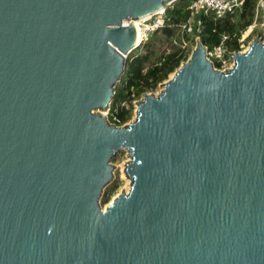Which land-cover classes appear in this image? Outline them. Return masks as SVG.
I'll use <instances>...</instances> for the list:
<instances>
[{
	"label": "water",
	"instance_id": "95a60500",
	"mask_svg": "<svg viewBox=\"0 0 264 264\" xmlns=\"http://www.w3.org/2000/svg\"><path fill=\"white\" fill-rule=\"evenodd\" d=\"M173 1L0 0V264H264L261 38L225 71L197 38L135 120L105 114L131 20Z\"/></svg>",
	"mask_w": 264,
	"mask_h": 264
},
{
	"label": "trees",
	"instance_id": "16d2710c",
	"mask_svg": "<svg viewBox=\"0 0 264 264\" xmlns=\"http://www.w3.org/2000/svg\"><path fill=\"white\" fill-rule=\"evenodd\" d=\"M192 0H175L164 10L165 24L150 32L145 40L132 49L125 60L124 71L115 86V94L109 108L108 120L113 122L115 115L119 125L124 124L130 116V110L119 106V102L131 101L143 92L151 90L159 82L165 80L187 58L180 47L171 45V39L179 35V24L188 17L187 6ZM258 0H244L241 9L222 18H214L213 14H197L202 27L199 36L203 45L211 47L217 44L221 35L227 33L229 49H238V38L243 30L252 24ZM170 47L168 53L166 49ZM116 109V111H115Z\"/></svg>",
	"mask_w": 264,
	"mask_h": 264
},
{
	"label": "built area",
	"instance_id": "2783aa9c",
	"mask_svg": "<svg viewBox=\"0 0 264 264\" xmlns=\"http://www.w3.org/2000/svg\"><path fill=\"white\" fill-rule=\"evenodd\" d=\"M262 0H260L261 3ZM263 2V1H262ZM244 0H192L188 6L187 19L179 24L180 31L178 36H174L171 39V45L180 47L184 52H187L189 45V36H193L195 39L199 38L196 33L200 32L202 22L200 19H196V15L213 14L214 18H222L226 14H232L234 11L242 8ZM264 4V2H263ZM258 8V2L256 9ZM166 16L164 10L152 17L142 20L139 25L141 27V41L145 40L150 32L162 27L165 22ZM254 26V23L250 24L245 30H243L238 38V49H229L227 41L230 39V35L224 33L221 35L219 42L211 47L205 46L206 57L211 61L216 69L225 71L231 68L234 64L233 53L237 51H245V42L249 31ZM170 47L166 49L168 53ZM116 111V109H115ZM113 122L119 125V119L114 115Z\"/></svg>",
	"mask_w": 264,
	"mask_h": 264
},
{
	"label": "rangeland",
	"instance_id": "374dc122",
	"mask_svg": "<svg viewBox=\"0 0 264 264\" xmlns=\"http://www.w3.org/2000/svg\"><path fill=\"white\" fill-rule=\"evenodd\" d=\"M262 1L264 2V0H262ZM262 1L260 3V0H258V8L256 9L255 17H254L253 22H252V23H254V26L249 31V34L247 36V40L245 42V47L249 46V43L252 40H254L255 38H261L262 41H264V7H263ZM169 5H167V6H169ZM189 40H190V42L188 45V50L186 52L187 58H185L183 61H181V63L188 59V57L191 54L192 49L196 45L197 39H195L193 36L190 35ZM174 71L171 72L166 79L170 78L173 75ZM165 80H163L162 82H159L156 85V87H154L153 89L147 90L143 93L158 94L161 91V89L163 88V82ZM143 93L140 96L135 97L131 101H122L116 105V107H115L116 109L119 106H123L124 108H126V109L128 108V110H130L129 119L124 124H127V123H129L135 119L136 109H137V107H136L137 103L136 102L142 98ZM109 108H108V110H105V114H106L107 118L109 116ZM95 111L103 112V110H95ZM127 161H129V157L127 155V151L124 149H120L111 158L110 164L112 165V178L106 184V186L103 188V190L101 192V196L99 197V204L101 205V207L103 209L107 206V204L113 199V197L115 195H117L118 193H120L122 191L127 190V186H128V184H130L129 178L127 177V175L125 174V171H124V167H125V164L127 163Z\"/></svg>",
	"mask_w": 264,
	"mask_h": 264
},
{
	"label": "bare ground",
	"instance_id": "6f19581e",
	"mask_svg": "<svg viewBox=\"0 0 264 264\" xmlns=\"http://www.w3.org/2000/svg\"><path fill=\"white\" fill-rule=\"evenodd\" d=\"M150 15H148V16H146V17H144V18H142V19H133V20H131L132 22H133V24H134V26H135V28H136V44L137 43H139L140 41H141V37H142V35H141V27H140V25H139V23L143 20V19H145V18H147V17H149ZM127 22H129V21H127ZM126 55V54H125ZM124 55V56H125ZM174 74V73H173ZM173 76V75H172ZM171 76V77H172ZM170 77V78H171ZM163 87H164V85H163ZM163 89V88H162ZM162 89H161V91L159 92V93H161L162 92ZM158 93V94H159ZM158 94H155V95H158ZM148 94H146L145 96H142V98L140 99V101H137L136 103H137V109H136V114H137V112H138V110H139V103H142V102H144L145 101V99H146V96H147ZM100 110V109H99ZM136 118V117H135ZM135 120V119H134ZM130 181V180H129ZM130 185H131V182H130V184H128V186H127V190L125 191V192H127L129 189H130Z\"/></svg>",
	"mask_w": 264,
	"mask_h": 264
}]
</instances>
